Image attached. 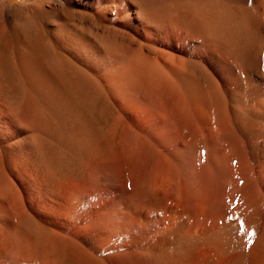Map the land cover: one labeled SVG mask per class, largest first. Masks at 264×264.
<instances>
[{"label": "bare ground", "instance_id": "obj_1", "mask_svg": "<svg viewBox=\"0 0 264 264\" xmlns=\"http://www.w3.org/2000/svg\"><path fill=\"white\" fill-rule=\"evenodd\" d=\"M6 1L0 264H264V0Z\"/></svg>", "mask_w": 264, "mask_h": 264}, {"label": "rangeland", "instance_id": "obj_2", "mask_svg": "<svg viewBox=\"0 0 264 264\" xmlns=\"http://www.w3.org/2000/svg\"><path fill=\"white\" fill-rule=\"evenodd\" d=\"M0 1H2V0H0ZM8 1L9 2L6 1V3L8 5H11V4L12 5H20L23 3L22 0H8ZM69 198H71V199H69L71 206L75 203L72 206L73 208L71 210H69L68 212H63L62 214H61V212H60V214L58 212L56 213V211L52 212V216L56 217L57 219H59L61 222L64 223L63 225L66 226L65 229H67L68 236L72 239L71 241H73L75 243L76 242L75 240H77L76 243H79L78 238L84 236V221L83 222L80 221L81 214H79V212H78L79 209L77 207H78V204L80 202H81L80 206L82 205L84 207V197H82L81 194H78V195H75V196L69 197ZM82 218H83V216H82ZM12 239H14V240H12L13 243H21L20 240L17 239V237H13ZM59 242H61V241H59Z\"/></svg>", "mask_w": 264, "mask_h": 264}, {"label": "snow or ice", "instance_id": "obj_3", "mask_svg": "<svg viewBox=\"0 0 264 264\" xmlns=\"http://www.w3.org/2000/svg\"><path fill=\"white\" fill-rule=\"evenodd\" d=\"M249 2H251V0H249ZM249 235L251 236V235H254L253 233H249ZM249 247H251V240H249Z\"/></svg>", "mask_w": 264, "mask_h": 264}]
</instances>
